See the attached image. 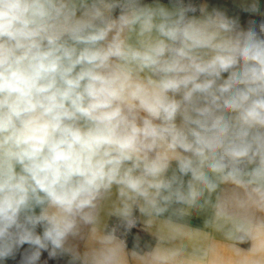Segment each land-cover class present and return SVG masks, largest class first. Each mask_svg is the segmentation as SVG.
Masks as SVG:
<instances>
[{
    "label": "clouds",
    "instance_id": "9594fccd",
    "mask_svg": "<svg viewBox=\"0 0 264 264\" xmlns=\"http://www.w3.org/2000/svg\"><path fill=\"white\" fill-rule=\"evenodd\" d=\"M138 226L152 241L129 248ZM42 252L264 264V20L185 0H0V264Z\"/></svg>",
    "mask_w": 264,
    "mask_h": 264
},
{
    "label": "crops",
    "instance_id": "0c3cea01",
    "mask_svg": "<svg viewBox=\"0 0 264 264\" xmlns=\"http://www.w3.org/2000/svg\"><path fill=\"white\" fill-rule=\"evenodd\" d=\"M144 3H152L153 0H142ZM252 0H204L201 4H207L209 6V10H211L213 7L219 8L226 12L229 16H238L241 20V26L243 28H247V22L250 17L252 16H258L264 18V0H255V2L258 5L259 11L256 13H245L242 10L241 5L244 3H251ZM161 3L165 4L166 6H170V3L164 2L161 0ZM115 14H118V10ZM195 15H199L195 14ZM138 215V212L136 213ZM114 217H105V221L108 224ZM190 223L193 226L199 227L202 226L203 223V217L198 216L195 213L193 214L192 218L190 219ZM141 240L142 242L152 241V237L142 232ZM129 248L132 246V242L128 243ZM247 247V246H243ZM68 257V256H67ZM69 258V257H68Z\"/></svg>",
    "mask_w": 264,
    "mask_h": 264
},
{
    "label": "trees",
    "instance_id": "16d2710c",
    "mask_svg": "<svg viewBox=\"0 0 264 264\" xmlns=\"http://www.w3.org/2000/svg\"><path fill=\"white\" fill-rule=\"evenodd\" d=\"M252 20L259 23L260 21L264 20V18L258 17V16H252L249 18L248 22L252 21ZM248 22H247V27H248ZM135 235L142 236V233L137 232ZM134 236H133V239H134ZM133 239H131V242H133ZM243 246H247V245H243ZM25 247H27V246L25 245ZM18 259H19V257H17L16 261L10 260L9 263H5V264H17ZM68 260H69V258L67 256H60V255H58L55 258H49L47 252H42L41 259L38 262V264H68Z\"/></svg>",
    "mask_w": 264,
    "mask_h": 264
},
{
    "label": "built area",
    "instance_id": "2783aa9c",
    "mask_svg": "<svg viewBox=\"0 0 264 264\" xmlns=\"http://www.w3.org/2000/svg\"><path fill=\"white\" fill-rule=\"evenodd\" d=\"M164 2H167V3H170V0H162ZM204 0H185V4L187 3H192L194 6H196L197 8H199V6L201 5V3L203 2ZM199 11H197V13L195 14H198ZM117 223V218L114 217L109 223L108 225L111 227V226H114L115 224ZM137 232H141L140 231V226H138L137 228H134L132 229V232L129 234V236L127 237V240H128V243L131 242V239H133V236L137 233Z\"/></svg>",
    "mask_w": 264,
    "mask_h": 264
},
{
    "label": "rangeland",
    "instance_id": "374dc122",
    "mask_svg": "<svg viewBox=\"0 0 264 264\" xmlns=\"http://www.w3.org/2000/svg\"><path fill=\"white\" fill-rule=\"evenodd\" d=\"M9 262H10V260L6 261L5 263H9Z\"/></svg>",
    "mask_w": 264,
    "mask_h": 264
}]
</instances>
